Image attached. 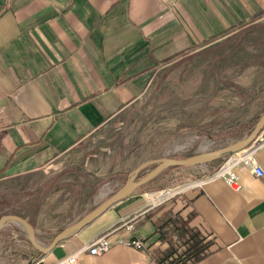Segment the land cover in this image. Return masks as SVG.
Here are the masks:
<instances>
[{
    "label": "crops",
    "instance_id": "crops-1",
    "mask_svg": "<svg viewBox=\"0 0 264 264\" xmlns=\"http://www.w3.org/2000/svg\"><path fill=\"white\" fill-rule=\"evenodd\" d=\"M258 21H264V0H0V185L47 172L42 183L63 182L70 171L78 190L69 213L96 205L53 234L15 212L32 224L40 244L49 246L109 198L96 193L91 167L103 171L138 155L141 163L185 158L190 155L179 156L215 151L249 134L264 112V65L239 73L243 63L231 62L207 74L209 64L198 53L254 31ZM101 136L117 137L115 147L103 143L91 150ZM249 145L264 171V127ZM226 156L171 167H183L185 179H201ZM235 171L237 189L216 178L157 205L152 201L165 192L136 189L49 252L33 246L23 264H52L122 220L134 228L115 230L107 251L83 252L78 264H165L168 243L160 234L168 227L160 224L170 218L187 221L207 243L203 256L188 264H264V176L242 166ZM13 192L0 191V209L7 210L4 196ZM7 214L14 212L0 217ZM133 236L145 241V250L114 241Z\"/></svg>",
    "mask_w": 264,
    "mask_h": 264
},
{
    "label": "rangeland",
    "instance_id": "rangeland-1",
    "mask_svg": "<svg viewBox=\"0 0 264 264\" xmlns=\"http://www.w3.org/2000/svg\"><path fill=\"white\" fill-rule=\"evenodd\" d=\"M260 23H264V21H258ZM257 32L256 26L254 27V31H249L247 34H245L248 37H254L253 33ZM239 35V34H234ZM231 35V36H234ZM257 36V34H256ZM258 43L257 40L254 41V39H251L252 44H240L239 48L231 57H227L226 59L221 60L219 63L213 62L209 63V67L207 68V74L213 73L214 71L217 73L218 71H221L222 69L228 67V65L232 62L233 64H242L237 67L238 72L240 73L243 71L244 68H246L250 64H254L252 62H247L246 58H241L239 56H242V54H247L248 52L257 53V49L255 43ZM239 57V58H237ZM199 59V58H198ZM200 60V59H199ZM202 61V60H200ZM206 62V61H205ZM235 62V63H234ZM243 69H241V67ZM258 66L257 64H255ZM254 65V66H255ZM140 131V128L138 129ZM141 130H144V126L141 125ZM115 133V129L111 130L109 133V138ZM117 137L111 138L109 141H105L106 138L104 136L95 137V139L92 141L91 144V150L95 149V147H98L100 144L106 143L108 146L115 147V141ZM96 151V150H95ZM94 151V152H95ZM191 151H187L179 157H185L187 155H191L194 153H190ZM112 152L110 154H106L107 156V165L109 162V159L111 157ZM147 153L142 154V157H145ZM143 158H140L138 155L136 160L132 163L126 162L125 165L113 163L111 165V168L105 169L103 171H99L97 167L94 166V168H90V171L93 173V175L97 178L99 184L97 192H105L106 198L110 196L115 190H117L120 186H122L126 181L127 178V172L131 170L132 168H135L137 164L141 163L143 161ZM105 161V160H104ZM82 164V162H81ZM116 166V167H115ZM155 165H150L146 167L144 170L141 171V173L138 174L137 178H139L141 175L147 172V170H150ZM67 167V166H66ZM63 166V168H66ZM131 168V169H130ZM180 168L183 167H171L166 168L159 172L156 177L153 180L159 179L161 182H155V181H149L148 183H145L141 185L140 188H137V192H146V193H154L157 190H161L164 188H171V186H175L176 184H180L183 182L188 181V179H185L183 175H180L179 172H182ZM177 172V173H176ZM50 173V172H49ZM49 173H41L31 176H22L19 179H16L14 182H8L6 184L0 185V191H6L9 188H16V192H13L12 195L7 194L4 196L10 203L8 205L9 207L7 210L0 209V214L5 212H14V214L19 213L25 215L31 223H33L37 228H46L47 233L50 232V234H53V231H57L60 227L65 224L67 221H71L74 219L77 214V212H81L84 208H91L95 207L96 205L93 204H85L74 207L73 215L69 213L68 206L69 203L72 201L73 197H75V194L78 190V185L75 182L76 179L74 177L76 176L73 172L66 171L65 177H62V181L58 180L56 183L54 181L48 182V184L42 183L44 179L49 177ZM183 173V172H182ZM177 177L175 180L170 179L171 176ZM194 179V178H192ZM172 181V182H171ZM171 182V183H167ZM3 196V195H2ZM7 201V202H8ZM54 203V206L52 207V212L46 213V206ZM17 207V208H14ZM16 212V213H15ZM13 229L12 232L10 229ZM11 231V232H10ZM15 233V235H14ZM191 232H188V235L185 237L177 238L179 242H174L169 238L168 240H171L168 243V246L165 249V253L168 251L175 250V254H177L176 250H182V248H188V245L191 243V241L188 239ZM33 245L29 242L27 238V233L25 229L22 228L19 224H12V226H8V228L0 229V264H23L24 257H26L27 253H30V248H32Z\"/></svg>",
    "mask_w": 264,
    "mask_h": 264
},
{
    "label": "water",
    "instance_id": "water-1",
    "mask_svg": "<svg viewBox=\"0 0 264 264\" xmlns=\"http://www.w3.org/2000/svg\"><path fill=\"white\" fill-rule=\"evenodd\" d=\"M264 127V112L259 116V120L256 122L255 126L249 132V134L240 141H237L230 146L222 147L219 149H215V151L210 152H200L199 154L190 155L185 158H157L156 160L146 161L141 163L138 167L134 170L130 171L127 175L126 182L120 186L117 190H115L109 198L104 200L102 203L98 204L96 208H94L90 213L86 214L82 217V219L68 225L64 230L56 234L53 238L51 244L49 246H43L39 243V241L35 238V229L33 228L32 224L29 223L24 217H20L15 214H7L2 215L0 217V229L8 223V221L15 222L22 226L27 233V238L29 242L36 247V249L47 253L53 249V247L59 242L60 240L64 239L68 236V234L80 230L83 228L84 225L88 224L98 215L103 213L104 210L112 206V204L122 200L123 198L127 197V195L137 188H140L141 185L149 182L152 178H154L160 171L164 170L165 168L171 166H186V165H200L201 163H207L215 160V158L229 154L230 152H234L240 149L245 148V146L249 145L253 140H255L258 135L260 134L261 129ZM150 165H155L152 169L147 170L146 173L141 175L139 178H136L142 170Z\"/></svg>",
    "mask_w": 264,
    "mask_h": 264
},
{
    "label": "built area",
    "instance_id": "built-area-1",
    "mask_svg": "<svg viewBox=\"0 0 264 264\" xmlns=\"http://www.w3.org/2000/svg\"><path fill=\"white\" fill-rule=\"evenodd\" d=\"M255 147H251L250 145L245 146V148L230 152L221 162V164L212 172L207 174L205 177L199 179L195 178L192 180H188L186 182L177 184L175 186H171V188H164L159 191L165 192L163 196L155 201L154 204H158L162 201L169 200L172 197L176 196V194L182 193L186 191V189L193 188V187H200L204 181L207 180H215L216 178H221L227 186L230 188H239L240 187V179L235 171L237 166H242L244 168H248L253 175L257 177L264 176L263 168L256 162L254 156ZM158 191V190H157ZM124 228L125 230H132L134 228L132 221H119L113 225V227L107 228L97 236L92 238L89 243L83 245L80 249L72 251L68 253V255L62 257L59 260L54 261L52 264H78L79 256L83 254V252H88L92 255H97L98 253H102L107 251L111 244L113 243L111 237L115 230ZM177 236L173 234L171 240L174 242H179L177 240ZM114 241L124 244L126 246H133L135 249L143 251L145 250L146 244L145 241L137 237H129L128 239H123L121 237H115ZM185 249V248H182ZM178 254L182 253V250H176ZM174 255H176L174 253ZM182 261L180 264H188L194 258L192 256L186 257L182 254L181 257Z\"/></svg>",
    "mask_w": 264,
    "mask_h": 264
},
{
    "label": "trees",
    "instance_id": "trees-1",
    "mask_svg": "<svg viewBox=\"0 0 264 264\" xmlns=\"http://www.w3.org/2000/svg\"><path fill=\"white\" fill-rule=\"evenodd\" d=\"M257 32H255L253 37H248L245 34L247 32H242L239 35L230 36L224 42V44L215 45L214 48L204 49L198 53V58L202 61L209 63H219L221 60L231 57L235 51L238 50L240 44H252L251 39L257 40L258 43H255L257 53L248 52L247 54H242L239 56L241 58H246L247 62L256 63L257 65H264V23L256 22ZM257 34V36H256ZM248 35V34H247ZM237 57V58H239ZM245 65L241 67L243 69ZM168 227L167 230L162 228ZM161 234L160 237L167 242L175 234L178 238L185 237L188 235V232H191L188 239L191 243L188 245V248L184 249L181 254H176L175 250L164 252L161 257L162 261L164 260L165 264H180L182 261L181 257L184 254L186 257L192 256L194 260H198L203 256V250L206 248L207 243L204 242V238L199 234L198 231L193 230L188 226L187 221H184L180 218H170L167 221H164L160 224Z\"/></svg>",
    "mask_w": 264,
    "mask_h": 264
},
{
    "label": "bare ground",
    "instance_id": "bare-ground-1",
    "mask_svg": "<svg viewBox=\"0 0 264 264\" xmlns=\"http://www.w3.org/2000/svg\"><path fill=\"white\" fill-rule=\"evenodd\" d=\"M157 192H163V191H157Z\"/></svg>",
    "mask_w": 264,
    "mask_h": 264
},
{
    "label": "flooded vegetation",
    "instance_id": "flooded-vegetation-1",
    "mask_svg": "<svg viewBox=\"0 0 264 264\" xmlns=\"http://www.w3.org/2000/svg\"><path fill=\"white\" fill-rule=\"evenodd\" d=\"M137 178V177H136Z\"/></svg>",
    "mask_w": 264,
    "mask_h": 264
}]
</instances>
